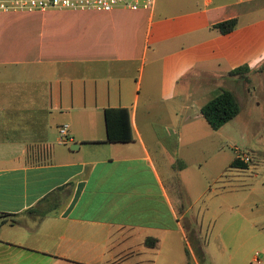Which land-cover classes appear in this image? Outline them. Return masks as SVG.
Wrapping results in <instances>:
<instances>
[{
  "label": "crops",
  "instance_id": "obj_1",
  "mask_svg": "<svg viewBox=\"0 0 264 264\" xmlns=\"http://www.w3.org/2000/svg\"><path fill=\"white\" fill-rule=\"evenodd\" d=\"M263 70L264 0L0 13V214L23 222L0 226V264H264V169L232 174L248 193H226L203 243L173 174L189 169L180 138L211 129L201 108L223 90L239 102ZM107 109L128 111L132 142H105ZM44 199L42 221L24 214Z\"/></svg>",
  "mask_w": 264,
  "mask_h": 264
},
{
  "label": "rangeland",
  "instance_id": "obj_2",
  "mask_svg": "<svg viewBox=\"0 0 264 264\" xmlns=\"http://www.w3.org/2000/svg\"><path fill=\"white\" fill-rule=\"evenodd\" d=\"M248 79L237 84L240 113L234 120L219 131L210 129L205 134L203 129L192 138L181 137L178 144V157L187 162L189 169L178 176L176 164L173 170L177 176L175 187L184 208L191 206L184 224L197 228L202 243L218 241L216 232L225 220L220 204L226 193L233 188L248 193L249 186L231 182L232 174L239 172L245 179L242 183H247V179L255 176L260 179L264 169V70ZM187 150L190 152L185 153ZM235 150L248 155L251 158L248 165L256 168L248 173L244 168L233 166Z\"/></svg>",
  "mask_w": 264,
  "mask_h": 264
},
{
  "label": "trees",
  "instance_id": "obj_3",
  "mask_svg": "<svg viewBox=\"0 0 264 264\" xmlns=\"http://www.w3.org/2000/svg\"><path fill=\"white\" fill-rule=\"evenodd\" d=\"M236 27V21L230 20L218 24L215 28L221 34H227ZM245 68L231 72V75H240ZM240 113L239 102L233 92L223 90L217 97L209 101L201 108V115L213 131L220 130L224 125L234 120ZM106 127V143H130L133 141L130 128L129 114L126 109H107L104 112ZM233 166L247 169L248 165L234 159ZM46 200H42L37 206L30 208L24 214L33 218L36 222L42 221L51 211V204L42 206ZM23 222L16 216L0 214V226L21 225Z\"/></svg>",
  "mask_w": 264,
  "mask_h": 264
},
{
  "label": "built area",
  "instance_id": "obj_4",
  "mask_svg": "<svg viewBox=\"0 0 264 264\" xmlns=\"http://www.w3.org/2000/svg\"><path fill=\"white\" fill-rule=\"evenodd\" d=\"M156 0H0V13H44L55 11H80V12H112L116 9L129 11H152ZM62 141L68 138V125L59 128ZM235 160L242 164L251 163L248 155L235 150Z\"/></svg>",
  "mask_w": 264,
  "mask_h": 264
},
{
  "label": "water",
  "instance_id": "obj_5",
  "mask_svg": "<svg viewBox=\"0 0 264 264\" xmlns=\"http://www.w3.org/2000/svg\"><path fill=\"white\" fill-rule=\"evenodd\" d=\"M70 149H71V150H76V149H78V146H77V145H75V146H71Z\"/></svg>",
  "mask_w": 264,
  "mask_h": 264
},
{
  "label": "bare ground",
  "instance_id": "obj_6",
  "mask_svg": "<svg viewBox=\"0 0 264 264\" xmlns=\"http://www.w3.org/2000/svg\"><path fill=\"white\" fill-rule=\"evenodd\" d=\"M69 142V141H68Z\"/></svg>",
  "mask_w": 264,
  "mask_h": 264
}]
</instances>
